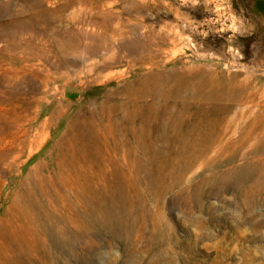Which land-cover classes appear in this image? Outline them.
<instances>
[{"label":"rangeland","instance_id":"374dc122","mask_svg":"<svg viewBox=\"0 0 264 264\" xmlns=\"http://www.w3.org/2000/svg\"><path fill=\"white\" fill-rule=\"evenodd\" d=\"M176 68L217 93L195 143L148 98L146 149L58 162L74 117ZM0 264H264V0H0Z\"/></svg>","mask_w":264,"mask_h":264},{"label":"bare ground","instance_id":"6f19581e","mask_svg":"<svg viewBox=\"0 0 264 264\" xmlns=\"http://www.w3.org/2000/svg\"><path fill=\"white\" fill-rule=\"evenodd\" d=\"M94 23L100 30L91 35L94 44L89 47V52L92 55H96L102 48L101 21ZM152 58L153 55L138 57L131 60V65L148 69L153 66ZM116 62L117 57L112 56L108 61H96L92 64L97 65L101 72L105 68H111ZM92 69L91 67L90 70ZM216 96V91L207 88V82L196 72H184L176 68L168 72H149L136 76L122 87L108 91L104 99L97 103L96 108L82 112L63 127L62 134L52 143L53 148L57 150L58 162L61 163L71 156L78 140L82 141L81 147L88 153L89 148L100 136L105 142L106 135L114 140L115 148L129 147L135 151L146 149L149 124L159 111L152 102L148 101V98H158L161 101L164 122H169L171 128L180 130L182 125L179 122L184 118H189L190 121L193 118L194 122L191 124L189 121L183 135L195 143L200 136L198 130L202 127L203 119L209 116L210 102ZM120 98L122 100H119ZM117 112H120L121 116L116 117ZM98 119L102 121L98 122ZM138 119H141L139 126L136 123ZM45 126L46 123L43 122L39 134L42 140L47 139L49 135ZM38 148H40L39 143L34 149L39 150ZM18 156L19 154L16 153L12 159L16 160Z\"/></svg>","mask_w":264,"mask_h":264}]
</instances>
